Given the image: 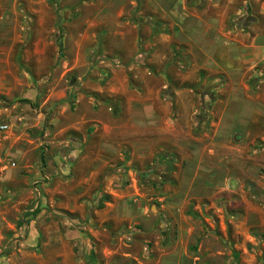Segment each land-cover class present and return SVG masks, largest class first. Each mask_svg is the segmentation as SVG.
<instances>
[{
	"label": "rangeland",
	"instance_id": "374dc122",
	"mask_svg": "<svg viewBox=\"0 0 264 264\" xmlns=\"http://www.w3.org/2000/svg\"><path fill=\"white\" fill-rule=\"evenodd\" d=\"M255 18L264 0H0V264H264V138L218 126L264 65L248 90L150 61L183 30L247 55Z\"/></svg>",
	"mask_w": 264,
	"mask_h": 264
},
{
	"label": "crops",
	"instance_id": "0c3cea01",
	"mask_svg": "<svg viewBox=\"0 0 264 264\" xmlns=\"http://www.w3.org/2000/svg\"><path fill=\"white\" fill-rule=\"evenodd\" d=\"M258 19L259 18H257L256 22L251 26L250 37L252 41L247 55H241L237 52H229L223 55L222 53L219 54L213 50V42H209L203 47L199 45L196 46L193 43L194 41H192L185 33V30H183L182 34L184 37L181 39L175 38L172 33H170L169 36L160 35L158 41L159 43H165L166 47L165 49H156L154 51L155 53L151 52L152 59L150 61L153 60V63L157 65L161 76L165 74H163V71H165L167 67L185 69V74L189 72V77L180 74L183 83L190 81L199 82L201 78H192L191 75L194 74V72L209 71L221 73V77L227 82L225 86L249 90L252 87L249 84L247 85V83L251 81V76L253 74L255 76L263 75V71L259 67L264 65V27L258 26ZM170 23L171 27H173L172 23H174V21H170ZM229 33L237 35L235 31ZM232 40L239 42L238 39H232L231 36H227L225 39L216 41V44L218 46L223 44L233 45L234 42ZM130 69H132V67ZM257 82L255 95L249 94L247 90L245 92L241 90L234 94L231 93L226 98L227 105L223 110L219 111L220 122L218 126L224 129L221 137H223L226 142L237 128H240L242 133L234 135L240 142L242 138L245 137L252 138L253 141H256L258 137L264 138L263 135L259 134V136L258 134L246 130V127L252 125L264 127V80ZM177 96H182L180 91L177 92ZM231 118L236 119L238 122H227L226 124L224 120H230ZM261 120L263 121L261 122ZM174 138L177 137L174 136ZM255 153L256 152H254V154Z\"/></svg>",
	"mask_w": 264,
	"mask_h": 264
},
{
	"label": "trees",
	"instance_id": "16d2710c",
	"mask_svg": "<svg viewBox=\"0 0 264 264\" xmlns=\"http://www.w3.org/2000/svg\"><path fill=\"white\" fill-rule=\"evenodd\" d=\"M261 80H264V78H255V81H261Z\"/></svg>",
	"mask_w": 264,
	"mask_h": 264
}]
</instances>
